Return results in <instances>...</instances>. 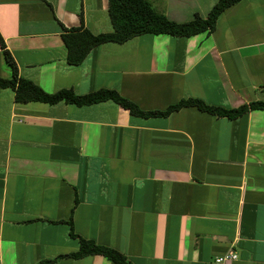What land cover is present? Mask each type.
I'll list each match as a JSON object with an SVG mask.
<instances>
[{"label":"crops","instance_id":"1","mask_svg":"<svg viewBox=\"0 0 264 264\" xmlns=\"http://www.w3.org/2000/svg\"><path fill=\"white\" fill-rule=\"evenodd\" d=\"M109 0H0L18 76L44 92L114 90L142 111L199 99L264 101V0L223 12L212 33L141 35L67 63L62 27L112 31ZM218 0H148L175 23ZM0 77L11 69L0 48ZM73 233L132 264H264V111L234 120L183 108L142 118L107 101L19 103L0 88V264L78 251ZM49 264H112L99 255Z\"/></svg>","mask_w":264,"mask_h":264},{"label":"trees","instance_id":"2","mask_svg":"<svg viewBox=\"0 0 264 264\" xmlns=\"http://www.w3.org/2000/svg\"><path fill=\"white\" fill-rule=\"evenodd\" d=\"M242 0H218L211 8L205 19L196 16L187 23H175L164 15L156 12L148 0H109L108 14L112 25L109 33L94 35L83 27L66 29L62 27L61 38L67 50L66 61L71 66L80 65L89 52L104 43L123 44L141 35H169L171 37L188 38L200 33H212L220 15L227 9ZM0 48L6 63L11 69V78L0 77V88H10L14 92V99L19 103L41 102L54 105L60 102L77 107L90 106L111 101L129 111L133 116L167 117L183 108H196L198 111L219 118L234 120L256 110L264 111V101H254L238 108H220L204 103L199 99L181 100L169 106L164 111H142L132 101L122 97L114 90L101 89L86 95H76L72 90H59L49 94L40 87L18 76L17 67L10 54L7 52L0 36ZM71 236L78 239L77 252L60 256L61 258L80 259L90 255H99L110 260L112 264H132L117 250L98 245L94 241L86 240L73 233ZM55 260H47L39 264H49Z\"/></svg>","mask_w":264,"mask_h":264},{"label":"built area","instance_id":"3","mask_svg":"<svg viewBox=\"0 0 264 264\" xmlns=\"http://www.w3.org/2000/svg\"><path fill=\"white\" fill-rule=\"evenodd\" d=\"M238 259V254L235 251H230L227 254L215 259L216 264H227Z\"/></svg>","mask_w":264,"mask_h":264}]
</instances>
